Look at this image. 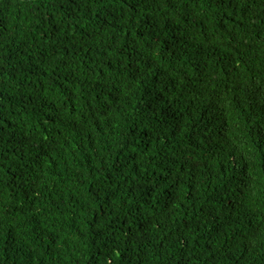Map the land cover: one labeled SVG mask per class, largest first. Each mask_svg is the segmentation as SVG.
<instances>
[{"label":"trees","instance_id":"obj_1","mask_svg":"<svg viewBox=\"0 0 264 264\" xmlns=\"http://www.w3.org/2000/svg\"><path fill=\"white\" fill-rule=\"evenodd\" d=\"M0 264H264V0H0Z\"/></svg>","mask_w":264,"mask_h":264}]
</instances>
